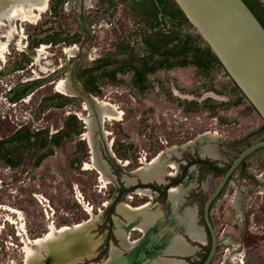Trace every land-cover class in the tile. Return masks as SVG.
I'll list each match as a JSON object with an SVG mask.
<instances>
[{"label":"rangeland","instance_id":"rangeland-1","mask_svg":"<svg viewBox=\"0 0 264 264\" xmlns=\"http://www.w3.org/2000/svg\"><path fill=\"white\" fill-rule=\"evenodd\" d=\"M247 1L264 20V3ZM10 33L9 51L0 60V264H31L47 233L93 215L90 231L76 235L75 248L66 249V258L55 264H102L112 244L123 249L118 219L124 222L127 213L121 204L152 201L165 208L167 197H157L150 186L164 188L178 171L177 162L201 156L174 155L165 184L143 183L138 169L166 148L205 132L222 140L264 136V120L175 0H50L37 23L9 24L2 40ZM65 80L82 93L67 92ZM95 100L110 114L102 122L92 111L97 157L111 182L92 163L87 104L95 107ZM256 129L260 133L253 135ZM192 167L191 175L201 171L198 164ZM145 188L154 199L142 192ZM188 195L184 207L196 208L203 226L205 194L196 189ZM217 210L212 217L219 247L211 264H224L239 253L233 264H264V233L237 240L235 225L241 223L233 218L231 204V226L220 232ZM255 222L264 224V215ZM173 223L180 226L171 219L172 228ZM141 233L132 231L131 239ZM188 238L197 252L166 258L201 264L210 241L201 245ZM122 258L117 254L113 264ZM57 259L50 252V261Z\"/></svg>","mask_w":264,"mask_h":264},{"label":"bare ground","instance_id":"bare-ground-1","mask_svg":"<svg viewBox=\"0 0 264 264\" xmlns=\"http://www.w3.org/2000/svg\"><path fill=\"white\" fill-rule=\"evenodd\" d=\"M49 2L50 0H0V35L4 27H7L9 24H15L18 21L23 23H37L41 18V15L48 10ZM14 29L10 28L11 33L14 32ZM11 33L5 36V41L2 40V37L0 36V60L6 59L12 41ZM44 49H41L40 52H43ZM64 88L67 92L76 95L69 80L64 81ZM94 106L95 107H91L89 102L87 104L91 113L90 118L88 119V125L90 128L89 141L93 154L92 163L102 178L107 182H111L112 177L108 174L109 171L107 166L100 162L97 157L96 141L93 137L94 123L92 118L93 112L97 111L103 122L110 114L103 104L96 100L94 101ZM218 137L219 135L217 133L210 131L200 134L195 139L183 143L182 145L170 146L158 156L154 157L151 162L138 169L137 173H139V175L143 174V180L145 181L143 183L154 181L158 184H165L167 177L170 176V168H172L174 163L172 160L174 155H180V153L183 154L190 151L192 153H199L203 157L215 156L213 144ZM146 158L147 157H145V159ZM197 174L198 173H194L191 175L185 184L170 188L168 195L169 205L167 207L168 211L172 213L170 217L172 221L174 222L175 220V222L179 223V227L185 231L190 240L200 243L201 245H206L207 239L203 227L198 225L199 214L197 209L186 208L183 213L179 212V208L182 207L186 201V197L189 196L190 189L197 185ZM172 175H176L175 171ZM142 192L146 193L145 195L149 196L151 199L155 198V194L149 188L143 189ZM40 200L44 203L45 198L42 197ZM121 208L127 213L124 222L118 219L120 230L117 231V236L120 240V246L123 249L119 250L114 244H112L110 254L102 264H113L117 254L123 256V258L118 261V264H186L183 260L168 259L166 256L188 257L198 251V248L191 246L184 236L175 232L176 228H172V225L169 224L162 205L149 201L141 206L133 207L124 202L121 204ZM96 219L97 216L93 215L92 218L80 223L71 226H63L47 233L38 243V249L32 252L31 264L36 261L45 264L58 263L63 258L51 262L48 244L56 241H61L63 242L62 244H64L66 240L64 236L65 234L75 233V235H83L84 231L87 230L89 232L90 227L95 224ZM122 229H125V234L121 233ZM136 229L140 230L144 234V237L132 240L131 233ZM89 247V244L85 245L84 249H89ZM237 256H240V253L226 259L224 264H233L232 261L234 259L236 260ZM77 262L80 261H76L72 264H76ZM62 264L69 263L65 262Z\"/></svg>","mask_w":264,"mask_h":264},{"label":"water","instance_id":"water-1","mask_svg":"<svg viewBox=\"0 0 264 264\" xmlns=\"http://www.w3.org/2000/svg\"><path fill=\"white\" fill-rule=\"evenodd\" d=\"M175 2L209 46L230 79L264 120V26L259 18L244 0H175ZM71 86L76 94L82 93L80 88H75L72 84ZM88 101L92 102V97H89ZM262 146L264 142L246 148L205 202L204 218L210 233V248L202 264H211L219 247L218 236L210 219L212 203L220 195L239 164ZM64 236L68 239L66 244H62L61 241L48 244L53 257L66 258L62 255L64 251L75 248V233ZM33 264L45 263L36 261Z\"/></svg>","mask_w":264,"mask_h":264},{"label":"flooded vegetation","instance_id":"flooded-vegetation-1","mask_svg":"<svg viewBox=\"0 0 264 264\" xmlns=\"http://www.w3.org/2000/svg\"><path fill=\"white\" fill-rule=\"evenodd\" d=\"M244 1L248 4V6L252 9V11L259 18V20L264 26V20L259 16V14L255 11V9L250 5L247 0ZM261 2L264 3V0H261ZM259 130L261 129H256L252 134H259ZM261 142H264V136L257 137L254 139L237 138L233 140H222L218 137L216 142L213 144L215 156L203 157L199 154L201 156L200 158L188 159L184 162L181 161L179 163L177 162V164L179 165V169L178 171H175L176 175L174 177L169 178L171 181L168 183L167 186H165L164 188L150 186L151 188H155L156 191H154V193L157 197H167L166 207H162L164 212L166 211L165 213L167 215L168 221H171L170 217L172 215V213L168 211L167 207L170 188L185 184L189 176L194 171H191V169L193 168L192 166L198 164L199 168L201 169V171L198 172V182L194 188L190 189L189 193L193 190L198 189L199 191L205 194L202 211V219L204 225L201 227H203L206 239H209L210 241V233L206 226L204 218L205 202L208 200L211 193L214 192V190L218 187V185L220 184L226 173L233 166L235 160L240 156V154L246 148ZM213 178L214 180L211 181ZM258 196L263 197L260 198ZM184 204L182 205V207L179 208V211L183 210L184 212L186 210ZM228 204H231L233 218L239 221L238 223H241L235 225L236 229L238 230V233L235 236L237 240H241L247 237L248 235L264 233V224L260 222H255L256 218L258 219V217H262L264 215V146L256 149L239 164V166L235 169V171L228 179L220 195L214 200L211 205L210 219L216 230L218 240L219 233L213 221V211L214 208L217 207L218 210L216 221L219 230L220 232H226L231 226L229 219H227ZM173 224L176 228L175 232H177L178 234H180V231L185 233V231L182 230L180 227H177L175 223ZM184 235V238L187 240V234L185 233ZM142 237H144V234L141 233V238Z\"/></svg>","mask_w":264,"mask_h":264},{"label":"trees","instance_id":"trees-1","mask_svg":"<svg viewBox=\"0 0 264 264\" xmlns=\"http://www.w3.org/2000/svg\"><path fill=\"white\" fill-rule=\"evenodd\" d=\"M113 209H114V208H111V209H110L109 214H111V213L113 212Z\"/></svg>","mask_w":264,"mask_h":264},{"label":"built area","instance_id":"built-area-1","mask_svg":"<svg viewBox=\"0 0 264 264\" xmlns=\"http://www.w3.org/2000/svg\"><path fill=\"white\" fill-rule=\"evenodd\" d=\"M40 202H41V200H40Z\"/></svg>","mask_w":264,"mask_h":264}]
</instances>
